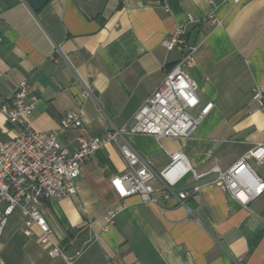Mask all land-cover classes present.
<instances>
[{"label": "crops", "instance_id": "1", "mask_svg": "<svg viewBox=\"0 0 264 264\" xmlns=\"http://www.w3.org/2000/svg\"><path fill=\"white\" fill-rule=\"evenodd\" d=\"M179 24L187 47L169 50L162 42ZM189 47L196 48L189 73L201 106L214 103L210 114L188 137L126 139L157 173L181 152L200 177L189 172L171 189L155 179L159 204L130 196L104 229L107 210L121 202L111 179L128 167L107 142L83 164L77 193L42 209L65 257L50 255L38 227L27 235L16 210L0 237V264H264V191L243 206L208 186L213 166L229 170L264 142V109L252 98L264 85V0H50L38 10L28 0H0V108L28 81L36 98L31 127L56 131L74 152L79 135L126 126ZM84 83L92 95L83 94ZM71 111L82 125L61 128ZM18 129L0 109V141ZM248 163L264 180V163ZM196 186L201 191L180 203L178 194Z\"/></svg>", "mask_w": 264, "mask_h": 264}, {"label": "built area", "instance_id": "2", "mask_svg": "<svg viewBox=\"0 0 264 264\" xmlns=\"http://www.w3.org/2000/svg\"><path fill=\"white\" fill-rule=\"evenodd\" d=\"M227 2L228 0H224ZM235 4L241 0H232ZM212 21L219 23L214 14ZM185 26L179 24L170 36L163 40L169 49L182 50L187 47ZM195 47H189L187 53L171 68L160 85L137 110L131 121L122 128L107 131L103 136L88 138L81 134L78 147L69 151L58 140L56 131L42 132L33 129L30 118L36 104L28 81H21L15 88L9 103L1 105V111L9 122L18 126L17 134L9 141H0V237L8 224L9 217L19 210L24 216V232L33 234L38 227L43 244L50 246V255L64 256L53 237V229L43 214L47 201L60 199L77 193V180L83 164L107 142H115L127 162V170L111 179V186L121 202L107 210L104 229L115 223V216L124 208V200L138 194L144 202L159 204L154 196L153 181L162 179L171 189L184 175L195 169L181 152L171 154V162L166 169L157 173L151 164L127 141L128 133L154 135L158 138L190 136L210 114L214 103L201 106L198 95L199 85L189 73L196 64ZM84 95H92L90 84L84 83ZM252 98L264 109V85L252 89ZM199 108L197 113L193 110ZM82 125L80 114L68 112L61 120V128H79ZM253 158L264 163V142L255 145L229 170L218 165L212 171L217 178L208 186L226 191L241 205L247 206L264 191V180L248 163ZM202 186L178 194L180 203L190 194L198 193ZM67 264H73L67 259Z\"/></svg>", "mask_w": 264, "mask_h": 264}, {"label": "water", "instance_id": "3", "mask_svg": "<svg viewBox=\"0 0 264 264\" xmlns=\"http://www.w3.org/2000/svg\"><path fill=\"white\" fill-rule=\"evenodd\" d=\"M50 0H28V2L30 3V6L35 9L38 10L40 8H42L43 6H45Z\"/></svg>", "mask_w": 264, "mask_h": 264}]
</instances>
